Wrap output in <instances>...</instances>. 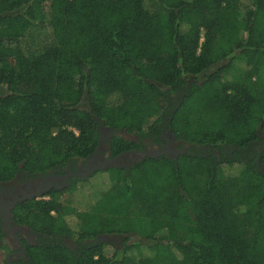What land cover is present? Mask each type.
<instances>
[{
	"label": "trees",
	"instance_id": "1",
	"mask_svg": "<svg viewBox=\"0 0 264 264\" xmlns=\"http://www.w3.org/2000/svg\"><path fill=\"white\" fill-rule=\"evenodd\" d=\"M0 92V182L87 159L101 126L138 136L115 154L188 146L18 205L32 264H264V0H0Z\"/></svg>",
	"mask_w": 264,
	"mask_h": 264
},
{
	"label": "flooded vegetation",
	"instance_id": "2",
	"mask_svg": "<svg viewBox=\"0 0 264 264\" xmlns=\"http://www.w3.org/2000/svg\"><path fill=\"white\" fill-rule=\"evenodd\" d=\"M116 137L139 142L136 135L101 126L98 147L87 159L71 162L65 168L55 166L54 169L46 171L32 172L22 169L12 180L0 182V255L3 254L5 264H32L28 250L37 247L38 242L43 241L41 234L16 222L13 212L18 205L32 200H57L58 195L71 192L76 184L86 182L92 176L110 168L128 169L132 163L158 153H164L158 157L168 156L176 159L179 156L176 155L177 152L182 154L188 149V146L182 148L171 129L166 128L157 137L143 140V145L141 144L139 149H127L117 154L113 153L111 148ZM215 156L220 157V152L216 151ZM112 161H115L113 166L104 165ZM8 210L11 212L10 217ZM105 237L110 236H99L97 242L107 241ZM64 244L72 251L78 247L69 239H66Z\"/></svg>",
	"mask_w": 264,
	"mask_h": 264
},
{
	"label": "rangeland",
	"instance_id": "3",
	"mask_svg": "<svg viewBox=\"0 0 264 264\" xmlns=\"http://www.w3.org/2000/svg\"><path fill=\"white\" fill-rule=\"evenodd\" d=\"M4 93V92H0ZM261 171L264 172V168L260 166ZM100 175L96 176L95 178H99ZM71 192H67L63 195H58L57 201L62 203L63 205H67L69 201L71 200ZM182 235L185 237L186 240H189L191 238V233L187 229L182 230ZM106 240H108L110 243H116L118 240L116 237H105ZM0 264H5V259L3 258V254L0 255Z\"/></svg>",
	"mask_w": 264,
	"mask_h": 264
},
{
	"label": "water",
	"instance_id": "4",
	"mask_svg": "<svg viewBox=\"0 0 264 264\" xmlns=\"http://www.w3.org/2000/svg\"><path fill=\"white\" fill-rule=\"evenodd\" d=\"M184 153V152H183ZM164 153H158L157 155H151V157H153V158H156V157H158V155H163ZM166 154V153H165ZM180 155V153L179 152H177L176 153V155ZM159 158V157H158ZM115 164V161H112V162H108V163H106V164H104L105 166L107 165V166H113ZM11 208V207H10ZM10 215H11V212H10V210H8V217H10Z\"/></svg>",
	"mask_w": 264,
	"mask_h": 264
},
{
	"label": "built area",
	"instance_id": "5",
	"mask_svg": "<svg viewBox=\"0 0 264 264\" xmlns=\"http://www.w3.org/2000/svg\"><path fill=\"white\" fill-rule=\"evenodd\" d=\"M76 132V131H75ZM77 133V132H76Z\"/></svg>",
	"mask_w": 264,
	"mask_h": 264
}]
</instances>
